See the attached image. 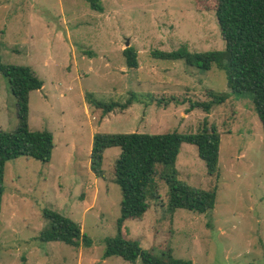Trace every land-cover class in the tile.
Returning a JSON list of instances; mask_svg holds the SVG:
<instances>
[{
	"label": "rangeland",
	"instance_id": "obj_1",
	"mask_svg": "<svg viewBox=\"0 0 264 264\" xmlns=\"http://www.w3.org/2000/svg\"><path fill=\"white\" fill-rule=\"evenodd\" d=\"M0 0V58L25 65L43 85L28 94V127L52 133L49 162L20 156L7 161L0 208V264H141L104 257L106 237L116 234L121 190L113 164L119 147L103 151L101 176L90 168L95 133L177 131L204 123L220 138L218 176L209 175L196 146L182 143L177 179L198 189L216 187L214 207L198 213L168 207L167 186L156 191L140 218L123 222L125 238L156 255L170 249L192 264H264V133L250 98L230 93L223 70H202L183 59L153 56L186 47L224 48L209 0ZM132 46L137 68L125 64ZM226 93L209 111L192 107ZM124 103L104 113L87 102ZM18 123L16 99L0 73V129ZM157 194V197H155ZM45 209L79 223L89 246L41 242Z\"/></svg>",
	"mask_w": 264,
	"mask_h": 264
},
{
	"label": "trees",
	"instance_id": "obj_2",
	"mask_svg": "<svg viewBox=\"0 0 264 264\" xmlns=\"http://www.w3.org/2000/svg\"><path fill=\"white\" fill-rule=\"evenodd\" d=\"M94 10H102L98 0H85ZM214 9L224 48L203 52H191L186 47L172 51H156L153 56L162 59H183L187 64L202 70L212 66L223 70L230 93L248 96L261 122L264 133V0H209ZM125 64L137 68L135 49H123ZM0 73L8 82L9 90L16 99L18 123L14 130L0 129V208L4 191V169L7 161L20 156L41 162H49L54 148L52 133L48 130H30L28 127V94L40 89L42 80L25 65L3 63L0 58ZM208 101L194 102L192 107L209 111L213 104L224 102L226 93L209 90ZM87 102L104 113L115 107L124 109L131 103L115 101L103 102L91 93L85 94ZM182 143L196 146L198 157L205 163L209 175L218 176V154L220 138L214 125L204 123L203 129L194 133L167 131L159 133H95L89 154L90 168L96 176H101L103 151L109 147H119L120 153L113 164L114 181L121 190L119 217L116 234L104 239V257L119 256L130 263L141 264H192L188 259L177 258L170 249L156 255L152 249L141 247L136 239L125 238L123 222L140 218L148 209V198L153 197L156 187L153 177L158 174L167 186L168 207L171 210L185 209L198 213L214 207L216 187L194 188L177 179L175 162ZM157 197V194H155ZM46 220L37 239L41 242L61 241L72 246H89V237L81 230L79 223L45 209ZM260 264V263H249Z\"/></svg>",
	"mask_w": 264,
	"mask_h": 264
},
{
	"label": "water",
	"instance_id": "obj_3",
	"mask_svg": "<svg viewBox=\"0 0 264 264\" xmlns=\"http://www.w3.org/2000/svg\"><path fill=\"white\" fill-rule=\"evenodd\" d=\"M128 44H129V42H128V41H126V45H127V46H129Z\"/></svg>",
	"mask_w": 264,
	"mask_h": 264
}]
</instances>
